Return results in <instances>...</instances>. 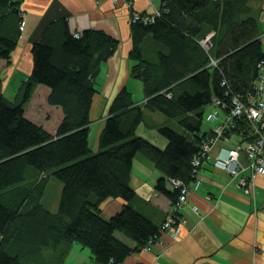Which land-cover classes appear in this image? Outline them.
<instances>
[{
	"label": "trees",
	"instance_id": "16d2710c",
	"mask_svg": "<svg viewBox=\"0 0 264 264\" xmlns=\"http://www.w3.org/2000/svg\"><path fill=\"white\" fill-rule=\"evenodd\" d=\"M22 1L0 0V59L9 61L18 45ZM157 10L130 26L131 75L141 80L145 102L126 87L118 92L97 151L89 144L91 109L102 65L119 46L114 35L74 32L67 17L56 18L32 43V71L15 98L0 89V264H31L41 249L74 242L98 264H123L154 244L161 224L129 203L137 196L136 154L148 155L163 172L155 192L174 205L181 188L169 189V180L189 186L197 179L207 158L203 143L215 135L203 128L206 106L220 100L228 113L235 96L247 101L255 93L264 48L250 0H161ZM210 33L206 48L202 39ZM144 107L169 121L158 128L167 139L163 149L137 133ZM250 130L247 119L236 117L227 135L243 144ZM53 177L61 181L55 210L45 201ZM109 197L126 203L105 218L100 206Z\"/></svg>",
	"mask_w": 264,
	"mask_h": 264
},
{
	"label": "crops",
	"instance_id": "0c3cea01",
	"mask_svg": "<svg viewBox=\"0 0 264 264\" xmlns=\"http://www.w3.org/2000/svg\"><path fill=\"white\" fill-rule=\"evenodd\" d=\"M250 4L259 19L264 48V0H250ZM160 5L161 0H23L22 33L11 56L9 83L22 81L31 73L32 43L56 18L67 17L74 32L97 28L117 37L119 46L103 63L96 79L98 90L91 109L89 144L97 151L109 106L118 92L126 87L132 91L136 102H145L141 80L131 75L134 64L129 56L131 19L134 12L153 13ZM166 122L169 121L162 113L144 107V120L137 133L163 149L167 139L158 128ZM217 123L215 121L214 126ZM94 128V139L91 140ZM247 142L242 144L240 137L233 133L229 139L220 138L199 169L196 180L199 183L196 185L194 180L189 184L188 199L180 213L179 233L162 231L150 249L132 253L123 264H264V174L257 173L250 186L244 188L228 169L215 164V157L235 144L243 145L240 162L246 164ZM162 175L151 157L142 152L136 154L131 184L137 196L129 203L158 225L174 211L171 201L155 192V184ZM167 185L173 190L170 181ZM58 201L59 195L52 210L57 208ZM125 203L122 197H109L101 203V213L109 218ZM72 245L78 247L81 244L74 242Z\"/></svg>",
	"mask_w": 264,
	"mask_h": 264
},
{
	"label": "built area",
	"instance_id": "2783aa9c",
	"mask_svg": "<svg viewBox=\"0 0 264 264\" xmlns=\"http://www.w3.org/2000/svg\"><path fill=\"white\" fill-rule=\"evenodd\" d=\"M133 1V0H131ZM158 12V10H156ZM143 18L145 21L150 20L153 17L152 13L134 12L132 19ZM202 44L209 48L211 43L208 38L202 39ZM215 62V60H213ZM264 59L259 63V78L257 80V86L255 93L251 94L250 98L245 101L238 96L234 97V105L231 110L226 113L220 114L217 110L209 112L206 116L208 121L215 120L218 122L214 127V136H210L208 140L203 143L202 155H209V151L212 146L220 139L227 138L228 128L232 127L235 123L236 117H244L250 122V133H248L245 140H248L246 150L247 163L240 162V151L243 148L242 144H235L233 147L226 148L225 152L222 151L215 157V164L217 166L228 169L233 176L238 178L240 184L244 188H248L253 181V177L257 173L264 174ZM221 103L220 100H216L214 106H218ZM194 164L196 166L201 165L199 157H195ZM199 172V171H198ZM198 172L195 178H198ZM197 179H195L196 181ZM173 187L181 188V192L178 201L174 204L173 213L166 218L161 224V232L164 230H170L173 234L179 233V224L181 222V210L184 207L185 202L189 195V186L182 185L181 181L176 179L169 180ZM199 181H196V185ZM160 238V237H159ZM159 238L157 240H159ZM156 240V241H157ZM152 246L147 245L145 248L150 249Z\"/></svg>",
	"mask_w": 264,
	"mask_h": 264
},
{
	"label": "rangeland",
	"instance_id": "374dc122",
	"mask_svg": "<svg viewBox=\"0 0 264 264\" xmlns=\"http://www.w3.org/2000/svg\"><path fill=\"white\" fill-rule=\"evenodd\" d=\"M212 36L213 33H210L207 36L210 43H212ZM10 61L11 59L9 61L7 60V63L2 59L0 61V89L6 97L13 100L23 80L15 83V81L11 79L12 81L9 83L10 70L8 68H10ZM215 110H217L221 116L222 110L218 106L216 107L213 104H208L205 108L203 128L206 130L213 128L215 122V120L208 121L206 116L209 112H214ZM174 125L178 128L177 124ZM144 127L146 128V126ZM94 134L95 128L91 134V140L94 139ZM60 187L61 181L59 179L55 177H53L52 180L50 179L45 201L52 207H56L57 205ZM69 245V243H65L58 249L43 248L36 254L35 257H32L30 262L31 264H98L94 259H92V253L88 247H82L81 245L76 247L72 244L70 246Z\"/></svg>",
	"mask_w": 264,
	"mask_h": 264
}]
</instances>
